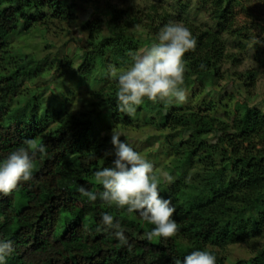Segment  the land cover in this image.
I'll use <instances>...</instances> for the list:
<instances>
[{"label":"trees","instance_id":"obj_1","mask_svg":"<svg viewBox=\"0 0 264 264\" xmlns=\"http://www.w3.org/2000/svg\"><path fill=\"white\" fill-rule=\"evenodd\" d=\"M245 1L196 0L215 29L182 20L197 41L195 50L182 58L184 88L197 81L209 84L221 78L223 64L240 62L226 48L221 33L255 40L234 28V5ZM97 2L0 0V163L25 140L46 147L34 159L32 178L20 182L10 195L0 194V240L11 241L14 249L5 264H175L196 250L213 254L216 264H226L229 245L253 239L261 241L251 256L236 264H264V111L237 101L230 124L198 110L187 112L185 107L152 103L147 98L132 115L118 111L117 83L108 73L109 65L130 67V53L139 54L143 44L136 34L157 42L160 29L178 15L161 1L143 8L108 3L102 10ZM79 9L93 13L84 25L79 53L72 59L79 60L75 73L87 82V103L76 111L68 109L67 97L45 104L38 97L13 104L17 86L36 75L42 77L46 61L22 48L13 49L10 41L33 29L45 34L53 25L56 30H69L78 21L75 11ZM262 56L259 62L264 64ZM239 76L248 87L255 86L253 69ZM118 120H143L162 129L164 136L172 131L190 132L180 142L170 143L166 151L172 150L168 174L172 182H158L161 197L171 199L176 209L172 219L179 230L171 238L148 240L147 233L154 226L138 214L109 206L99 197L89 201L79 191L81 187L102 191L93 174L111 167L115 149L111 137L99 131L115 126ZM213 132L215 139L209 142L207 137ZM106 212L119 221L131 247L121 245L114 230L103 229L101 217Z\"/></svg>","mask_w":264,"mask_h":264},{"label":"rangeland","instance_id":"obj_2","mask_svg":"<svg viewBox=\"0 0 264 264\" xmlns=\"http://www.w3.org/2000/svg\"><path fill=\"white\" fill-rule=\"evenodd\" d=\"M152 1L156 3L161 1L170 13L178 15V17L170 19L171 23L182 24V20L188 18L189 21L201 27L215 29V24L208 14L197 7L196 0H98L97 5L100 10L104 9L108 3L118 6L137 4L143 8ZM184 7L186 8L184 9ZM75 13L78 14V21L69 27V30H56L53 25L45 34L38 29H33L27 34H17L10 41V46L14 47L13 49L15 47L22 48L26 53H32L35 59L46 61L42 66L44 70L42 77L36 75L33 79H25L17 86L13 104L23 105L27 100L31 101L36 97L45 104L55 97L60 99L67 97L68 109L76 111L82 109L83 104L87 103L86 100L89 98L87 82L84 80L85 78L79 77L75 73L79 60L72 59L75 54L79 53V46L83 43L84 25L93 17V13L91 10L82 11L80 9ZM233 16L235 17L234 28L241 29L244 36L250 34L251 39L259 41L260 46L257 47L250 42L255 40L231 36L225 32L221 33L226 48L231 53L237 54L240 62L223 64L219 72L222 75L221 78H213L209 84L205 81H197L191 88H185L187 102H173L174 107H185L183 110L187 112L198 110L228 124L231 123L233 106L237 101L247 102L250 106L264 111V64L259 62V59H262V55H264V3L248 0L241 5L236 4L233 8ZM59 26L62 28L61 25ZM136 35L143 41L139 54L155 43L149 36ZM70 61H73L72 68H70L72 66L69 64ZM250 69L256 72L254 87H248L243 80L239 79V77H243L239 75H244ZM100 76L101 73L98 74V77ZM16 108L14 107L13 111ZM151 115L155 118L153 113ZM162 131L143 120H118L115 126L101 127L99 132L100 135L110 137L112 132L119 133L122 142L129 144L142 157L148 156L149 160L153 159L151 162L154 166L152 175L157 177L158 182H163L167 180L166 176L170 169L169 161L172 157V150H169L170 154H166V151L171 144L185 139L190 132L172 131L171 133L167 132V135L164 136ZM161 135L163 139L160 138ZM214 139V132L207 137L209 142ZM148 147L151 151H147ZM197 165L198 163L193 164L194 167ZM192 172L193 170H190V176ZM176 174L178 175V173ZM260 241L253 239L250 242L229 245L226 252V264H236V261L241 258L247 259L252 255L254 246Z\"/></svg>","mask_w":264,"mask_h":264},{"label":"clouds","instance_id":"obj_3","mask_svg":"<svg viewBox=\"0 0 264 264\" xmlns=\"http://www.w3.org/2000/svg\"><path fill=\"white\" fill-rule=\"evenodd\" d=\"M156 41L140 54H131L132 64L127 69L109 65L108 73L115 78L118 111L132 115L144 98L152 103L172 104L187 102L184 85L185 68L182 58L194 51L197 41L191 31L179 23L164 25ZM255 39L254 43H258ZM201 69L204 65L199 66ZM111 144L115 149L111 167L94 172V179L102 187L95 193L79 189L89 201L100 200L117 209L136 213L139 218L154 227L147 233V239L171 238L179 230L172 219L175 207L171 199L161 197L158 180L152 175L154 166L129 144L120 140V134L112 132ZM46 147L35 140H25L10 152L0 163V194L10 195L18 184L32 178L33 162L37 153H45ZM169 183L173 177L166 176ZM101 224L105 231L114 230L115 238L121 245L131 247L128 237L121 230L119 221L113 215L102 214ZM14 251L11 241L0 240V264ZM175 264H216V257L208 251L196 250L175 260Z\"/></svg>","mask_w":264,"mask_h":264}]
</instances>
